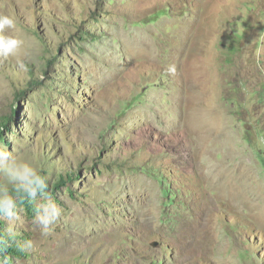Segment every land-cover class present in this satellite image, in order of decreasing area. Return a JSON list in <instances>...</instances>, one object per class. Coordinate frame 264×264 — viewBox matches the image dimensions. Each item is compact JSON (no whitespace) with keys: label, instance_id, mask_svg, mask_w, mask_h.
<instances>
[{"label":"rangeland","instance_id":"rangeland-1","mask_svg":"<svg viewBox=\"0 0 264 264\" xmlns=\"http://www.w3.org/2000/svg\"><path fill=\"white\" fill-rule=\"evenodd\" d=\"M0 15L23 40L0 56V147L62 208L42 234L40 199H19L0 231L32 247L0 264H264V0H0Z\"/></svg>","mask_w":264,"mask_h":264},{"label":"clouds","instance_id":"clouds-1","mask_svg":"<svg viewBox=\"0 0 264 264\" xmlns=\"http://www.w3.org/2000/svg\"><path fill=\"white\" fill-rule=\"evenodd\" d=\"M16 29V21L10 15H0V33ZM23 44V40L16 35H0V56L4 58L15 57ZM23 67V65H20ZM169 73H175V66L168 68ZM0 176L5 183H0V220L9 223V232L19 219L18 201L27 199L40 202L36 205L34 223L41 229L42 234H47L62 215V208L48 194L46 177L32 164L18 159L6 147H0ZM11 185L16 192H10ZM9 245L8 238L0 237V251ZM21 250L32 247L30 240L18 244Z\"/></svg>","mask_w":264,"mask_h":264},{"label":"trees","instance_id":"trees-1","mask_svg":"<svg viewBox=\"0 0 264 264\" xmlns=\"http://www.w3.org/2000/svg\"><path fill=\"white\" fill-rule=\"evenodd\" d=\"M12 114L11 115H14V111L11 112ZM11 115L10 116H3V117H0V136L3 135V131L4 129H9V119L11 118ZM60 179H63V176H61ZM62 181V180H60ZM59 183V182H57ZM25 203H28L27 201H25ZM2 221H0V228H1V223ZM0 237H5V234L2 232V230L0 231ZM4 251L8 256H11L13 257L14 254H18V251H20V248L17 246V248H13V247H10L8 245L7 248H5Z\"/></svg>","mask_w":264,"mask_h":264}]
</instances>
